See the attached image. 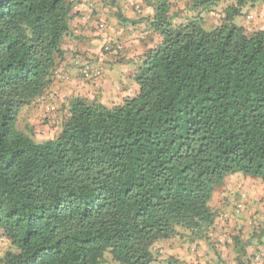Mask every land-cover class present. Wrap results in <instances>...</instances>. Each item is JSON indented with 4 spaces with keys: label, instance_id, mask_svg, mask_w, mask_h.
Here are the masks:
<instances>
[{
    "label": "trees",
    "instance_id": "trees-1",
    "mask_svg": "<svg viewBox=\"0 0 264 264\" xmlns=\"http://www.w3.org/2000/svg\"><path fill=\"white\" fill-rule=\"evenodd\" d=\"M140 1L151 12L140 20L122 15L123 0H90L77 17L97 36L111 20L147 23L141 38L158 43L135 63L134 90L56 107L68 54L83 81L103 76L67 46L80 1L0 0V264H158L157 245L173 238L238 240L215 236L227 217L213 195L236 174L264 182V28L242 22L264 0ZM125 51L109 38L100 47L117 61ZM31 107L52 113V138L18 128Z\"/></svg>",
    "mask_w": 264,
    "mask_h": 264
},
{
    "label": "crops",
    "instance_id": "crops-1",
    "mask_svg": "<svg viewBox=\"0 0 264 264\" xmlns=\"http://www.w3.org/2000/svg\"><path fill=\"white\" fill-rule=\"evenodd\" d=\"M78 1L80 3L74 8L75 15L71 21L74 36L70 39L72 43L67 46L71 50L85 52L94 69H101L105 77L100 80L97 79L94 88L91 86L89 91L85 90L87 93L79 94L81 91L80 86L83 87L86 84L79 83L80 80L83 81L80 68L73 65L75 57L68 54L67 64L71 66L68 69L69 80L61 84H55V87L51 88V98L55 101L56 107H59L67 96L77 94L85 97L93 94L91 99L96 96L105 105L116 104L123 96L128 94L127 92L134 90L131 79L135 71V63H139L143 52L153 48L158 43V39L155 38L153 43L146 33H144L146 37L141 38V33L147 27V23L143 21L136 24V26L111 27L114 24V21L111 20L109 22L110 29L107 33L97 36L99 33L92 32L88 24L77 19L79 14L84 15L90 12L86 5L90 0ZM123 1L122 15L129 21H133V19L140 20V18L147 17L151 13L149 9L144 10L140 6V0ZM138 9L142 10V14L138 15L136 13ZM252 12L255 13L254 22L247 25H251L255 29L264 28V5L253 8ZM106 38L123 44L126 51L122 54L124 58L122 61H117L112 55H104L100 52V47ZM73 84L79 87L78 91L74 90ZM234 178L244 181L240 184H233ZM240 191L245 193H239ZM247 196L249 199L246 198ZM257 196H260L263 200L253 201ZM235 202H243L244 205L247 204L250 207L259 203V210L258 212L254 210L257 213L254 214L250 208L246 210L243 208L242 212L238 214L233 208ZM213 205L222 212L225 219L226 217L228 219V221L227 219L225 221L218 219L220 223L218 222L215 236L223 238V236L229 234L237 236L238 240L230 239L227 243L224 242L227 245L223 246V243L221 247L212 248L213 245L210 246L206 243L190 245L183 239L173 238L157 245V248L163 250L158 264H237L236 258H239L243 264H264V182L240 174L230 176L214 193ZM234 211L237 215L233 213ZM218 232L226 234L221 236ZM191 246L197 248L201 256L203 255L197 263L194 254L190 252L189 248ZM242 251H245L244 254H240ZM162 261L167 262L163 263Z\"/></svg>",
    "mask_w": 264,
    "mask_h": 264
},
{
    "label": "rangeland",
    "instance_id": "rangeland-1",
    "mask_svg": "<svg viewBox=\"0 0 264 264\" xmlns=\"http://www.w3.org/2000/svg\"><path fill=\"white\" fill-rule=\"evenodd\" d=\"M229 2L230 3H233V2L235 3V0H229ZM245 10L246 9L243 10V13L245 12ZM242 22H243V24L247 25L246 20L244 18H242ZM235 23L237 25H240L239 18H237L235 20ZM249 28H253V27L249 25ZM105 34L106 33H103V35H105ZM104 77H105V75L102 76L100 79H102ZM100 79H98V80H100ZM98 80H94V81H91V82H86V81H81L80 80L79 83H83V84H86V85L83 86V87L80 86L81 91H80L79 94L87 93L85 90L89 91V87H91V86L94 88V85H95V83ZM73 86H74V90L76 89L75 91H78L79 90V87L78 86H75L74 84H73ZM87 97L91 98V97H93V94L91 96H87ZM52 116L53 115H52L51 112L45 113V112L41 111L39 108L31 107V108H29L27 110H23L20 113L19 119H18V128L20 130H25L26 132L31 131L33 133V138L36 141H43V140H46V139H50V138H52L54 136L55 131L57 130L55 128H52L51 125H50V123L46 121V120H49L50 118H52ZM243 181L244 180H241L240 181L239 178H234L233 179V184H235V183L236 184L237 183L240 184ZM233 184H231V185H233ZM239 193H245V192L244 191H240ZM246 198H248V196ZM261 199L263 200V198H260V196H257V197H255V200H253V201H256V200L259 201ZM258 204L257 205H254L253 207H250V206H247V204L244 205L243 202H237L235 204L237 206L235 210H236V212L238 210L237 213L239 214L240 212H242V209L243 208H244V210L250 208V210L252 211V213L257 214L256 212H254V210H257V212H258V210H259V205ZM224 245H225V243L223 244V246ZM6 250H7V244L1 242V240H0V255H2ZM202 257H203V255H202Z\"/></svg>",
    "mask_w": 264,
    "mask_h": 264
},
{
    "label": "built area",
    "instance_id": "built-area-1",
    "mask_svg": "<svg viewBox=\"0 0 264 264\" xmlns=\"http://www.w3.org/2000/svg\"><path fill=\"white\" fill-rule=\"evenodd\" d=\"M248 19H251V18H250V17H248ZM94 75L96 76V75H98V74H97V73H95ZM237 212H238V210H237Z\"/></svg>",
    "mask_w": 264,
    "mask_h": 264
}]
</instances>
